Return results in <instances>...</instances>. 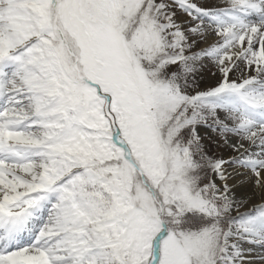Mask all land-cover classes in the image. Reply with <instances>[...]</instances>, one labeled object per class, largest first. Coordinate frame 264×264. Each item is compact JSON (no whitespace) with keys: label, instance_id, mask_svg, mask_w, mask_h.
Returning <instances> with one entry per match:
<instances>
[{"label":"snow or ice","instance_id":"1","mask_svg":"<svg viewBox=\"0 0 264 264\" xmlns=\"http://www.w3.org/2000/svg\"><path fill=\"white\" fill-rule=\"evenodd\" d=\"M257 249L264 0H0V264Z\"/></svg>","mask_w":264,"mask_h":264},{"label":"rangeland","instance_id":"2","mask_svg":"<svg viewBox=\"0 0 264 264\" xmlns=\"http://www.w3.org/2000/svg\"><path fill=\"white\" fill-rule=\"evenodd\" d=\"M216 82V77L211 76L209 73H205L202 81H201V88L212 86ZM239 179V178H238ZM253 189L249 186L246 190L248 195L252 194ZM259 200V195H256L251 203H256ZM264 254V250L257 249V255Z\"/></svg>","mask_w":264,"mask_h":264}]
</instances>
